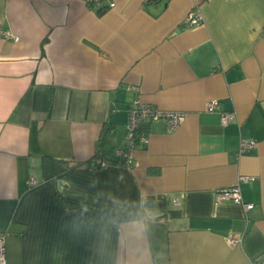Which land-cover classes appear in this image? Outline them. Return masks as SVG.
<instances>
[{
	"label": "crops",
	"instance_id": "0c3cea01",
	"mask_svg": "<svg viewBox=\"0 0 264 264\" xmlns=\"http://www.w3.org/2000/svg\"><path fill=\"white\" fill-rule=\"evenodd\" d=\"M0 27L6 264H264V0H0ZM136 98L184 119L126 165ZM240 176L250 209L216 197Z\"/></svg>",
	"mask_w": 264,
	"mask_h": 264
},
{
	"label": "built area",
	"instance_id": "2783aa9c",
	"mask_svg": "<svg viewBox=\"0 0 264 264\" xmlns=\"http://www.w3.org/2000/svg\"><path fill=\"white\" fill-rule=\"evenodd\" d=\"M113 4H111L112 6ZM202 17L196 10H191L185 17L184 22L187 26H195L201 23ZM0 31L6 35H9L7 31ZM14 39H17L14 36ZM218 101L216 99H210L206 103V110L209 112H214L217 110ZM232 118V113L221 112L220 119L223 124H226ZM184 113L179 111H162L150 104H145L141 102L138 98L134 99L132 106L128 113L127 123H126V144L124 148L117 150V155L120 156L121 161L130 165L132 161V149L137 143L146 144L147 142V128L150 122L163 121L166 126L167 131L175 130L183 121ZM255 146L253 140L241 139L239 144V152H243L246 149ZM104 160L97 161V164L104 163ZM251 179L247 176H240L236 182L231 187L221 189L217 192V199H231L232 201L241 204L245 209H250L253 205L251 203H245L242 200L240 194L239 183L241 181H247ZM30 184H34V180H30ZM174 203L178 202L177 198L173 199ZM6 233L0 231V264H6V245H5ZM230 244L236 245L241 241V236L238 234H232L228 238Z\"/></svg>",
	"mask_w": 264,
	"mask_h": 264
}]
</instances>
